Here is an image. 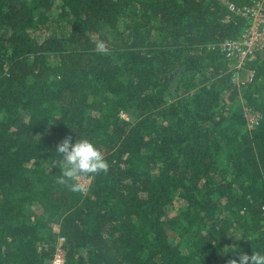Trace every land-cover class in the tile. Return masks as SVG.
<instances>
[{
  "label": "trees",
  "instance_id": "1",
  "mask_svg": "<svg viewBox=\"0 0 264 264\" xmlns=\"http://www.w3.org/2000/svg\"><path fill=\"white\" fill-rule=\"evenodd\" d=\"M253 1L0 0V264L264 249V47L237 70L219 46L250 24L229 5ZM79 135L110 167L74 193L55 149Z\"/></svg>",
  "mask_w": 264,
  "mask_h": 264
},
{
  "label": "clouds",
  "instance_id": "2",
  "mask_svg": "<svg viewBox=\"0 0 264 264\" xmlns=\"http://www.w3.org/2000/svg\"><path fill=\"white\" fill-rule=\"evenodd\" d=\"M97 47L102 51L104 45L98 43ZM55 151V163L60 169L57 183L66 185L74 193L85 191V185L81 182L83 177L107 172L110 167L96 144L83 135H79L75 141L71 136L65 137L56 145ZM230 264H264V249L253 251L251 255L242 250Z\"/></svg>",
  "mask_w": 264,
  "mask_h": 264
},
{
  "label": "built area",
  "instance_id": "3",
  "mask_svg": "<svg viewBox=\"0 0 264 264\" xmlns=\"http://www.w3.org/2000/svg\"><path fill=\"white\" fill-rule=\"evenodd\" d=\"M229 8L250 20L239 39L227 40L219 45L227 56H236L240 66L245 60L253 58L257 49L264 47V3L263 0H254L250 7L235 8L229 5ZM262 211L264 213V206ZM51 264H65V254L61 249L55 252Z\"/></svg>",
  "mask_w": 264,
  "mask_h": 264
},
{
  "label": "rangeland",
  "instance_id": "4",
  "mask_svg": "<svg viewBox=\"0 0 264 264\" xmlns=\"http://www.w3.org/2000/svg\"><path fill=\"white\" fill-rule=\"evenodd\" d=\"M234 68L237 70L239 69V65L237 64ZM251 76V72L246 71V70H241L235 73L234 80L238 82V84H246ZM241 93V92H240ZM244 102V101H243ZM244 115L246 117L247 123H248V128H252L253 124L257 121L258 115L255 114L253 111H251L247 106H244ZM88 179L82 178L81 182L87 186L88 185Z\"/></svg>",
  "mask_w": 264,
  "mask_h": 264
}]
</instances>
